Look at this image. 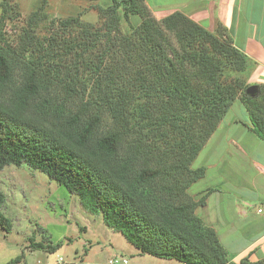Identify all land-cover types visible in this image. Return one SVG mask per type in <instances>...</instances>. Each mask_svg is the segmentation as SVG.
Masks as SVG:
<instances>
[{
  "label": "trees",
  "instance_id": "16d2710c",
  "mask_svg": "<svg viewBox=\"0 0 264 264\" xmlns=\"http://www.w3.org/2000/svg\"><path fill=\"white\" fill-rule=\"evenodd\" d=\"M145 2L116 0L99 8L108 20L93 43L97 63L92 66L105 70L98 71L95 82L104 91L99 99L107 100L114 127L99 132L101 100L90 101L70 84L62 87L60 99L39 100L47 83L35 69L27 68L12 103L0 101V170L24 163L42 171L78 195L84 209L99 214L141 254L183 264H264V258L250 261L248 256L233 261L216 231L197 216L196 208L205 204L213 189L198 200L182 199L184 190L205 173L204 167L192 169L191 162L238 94L252 132L264 141V108L255 102L260 94L249 96L245 89L250 84L221 77L224 56L239 62L249 58L180 11L156 19ZM118 8L126 22L130 16L140 18L125 35L119 29ZM217 26L231 41L225 27ZM104 57L109 60L106 65ZM12 77L11 64L0 52V95ZM164 103L170 108L166 115L158 112ZM28 108L37 116L26 115ZM195 124L198 133L183 135L171 147L153 145L156 140H176L182 129L189 131ZM148 139L151 145H146ZM169 157L176 163L167 162ZM170 169L183 175L179 183L175 178L168 183ZM4 204L0 190V228L10 232ZM29 239L33 249L57 248ZM22 256L23 252L6 264L18 263Z\"/></svg>",
  "mask_w": 264,
  "mask_h": 264
},
{
  "label": "rangeland",
  "instance_id": "374dc122",
  "mask_svg": "<svg viewBox=\"0 0 264 264\" xmlns=\"http://www.w3.org/2000/svg\"><path fill=\"white\" fill-rule=\"evenodd\" d=\"M115 1L0 0V52L6 56L13 70L12 80L3 86L0 101L6 105L12 103L13 93L27 68L35 69L47 83V89L42 92L39 100L51 96L60 99L61 89L67 84L72 85L78 93L84 91V97L88 96L90 101L101 100L99 98L104 91L98 89L95 80L98 71L101 73L105 70L97 71L92 66L97 63V50L93 43L104 33L108 20L107 16L99 12V8H107ZM147 2L158 8L168 6L167 0ZM146 5L148 6L147 3ZM148 8L151 11L150 6ZM150 13L156 19L161 18L152 11ZM117 14L121 17L119 29L123 35L140 22L138 16H130L126 22L122 18V8L117 9ZM68 19L73 20L65 24ZM211 32L224 44L230 42L231 46L232 40L230 38L231 41H227L225 36L228 35L223 34L224 28L216 24ZM99 41L103 43L104 38L100 37ZM230 46L225 45L227 48ZM108 61L104 57L103 65ZM222 61L221 77L226 81L244 85L260 84L250 75L254 67L253 61L246 58L239 62L232 56H224ZM258 89L257 95H260L255 102L264 108L263 85ZM104 90L107 91L105 87ZM238 96L232 102L234 105L228 115L235 114V101L242 104L241 96ZM100 104L103 120L99 132H102L114 127V124L111 122L110 112L108 113L107 100L102 97ZM182 110L188 112L186 109ZM168 111L170 108L166 103L158 109L159 113L165 115ZM25 113L37 116L34 108H28ZM42 122L45 123V120ZM179 125L182 126L181 122ZM190 127L189 131L182 129L176 140H156L153 145L169 148L183 135L187 136L194 130L198 133L196 124ZM146 145H151L150 139L146 140ZM165 160L176 163L172 157ZM171 172L173 173L170 174L168 183L173 178L179 183L183 175L173 170ZM192 184L184 190L185 195H181L183 200H198L203 195L205 189L194 192L195 187L199 186L194 184L196 186L191 188ZM0 190L5 195L3 212L12 223L10 232L0 228V264H6L21 252L22 258L15 264H107V260L114 255L132 258L131 252H135L132 244L120 232L108 227L99 214H92L84 209L78 195L70 193L63 185L38 169L24 163L3 167L0 170ZM168 200L171 202V198ZM31 236L35 242L41 241L44 245L57 248L53 252L48 249H33L29 246ZM59 256L62 261H58Z\"/></svg>",
  "mask_w": 264,
  "mask_h": 264
},
{
  "label": "crops",
  "instance_id": "0c3cea01",
  "mask_svg": "<svg viewBox=\"0 0 264 264\" xmlns=\"http://www.w3.org/2000/svg\"><path fill=\"white\" fill-rule=\"evenodd\" d=\"M147 1L161 18L180 11L210 31L220 23L233 45L254 62L251 78L264 84V0H167L162 8ZM233 105L192 162V168L204 167L205 173L191 188L213 189L195 213L216 231L230 258L257 261L264 258V141L252 132L240 102L228 115ZM134 250L130 264H183Z\"/></svg>",
  "mask_w": 264,
  "mask_h": 264
},
{
  "label": "built area",
  "instance_id": "2783aa9c",
  "mask_svg": "<svg viewBox=\"0 0 264 264\" xmlns=\"http://www.w3.org/2000/svg\"><path fill=\"white\" fill-rule=\"evenodd\" d=\"M58 261H62L59 256ZM107 264H130L129 258L123 257L121 255H114L107 260Z\"/></svg>",
  "mask_w": 264,
  "mask_h": 264
},
{
  "label": "water",
  "instance_id": "95a60500",
  "mask_svg": "<svg viewBox=\"0 0 264 264\" xmlns=\"http://www.w3.org/2000/svg\"><path fill=\"white\" fill-rule=\"evenodd\" d=\"M245 93L249 96H256L258 93V87L256 84H250L249 86L246 87Z\"/></svg>",
  "mask_w": 264,
  "mask_h": 264
}]
</instances>
